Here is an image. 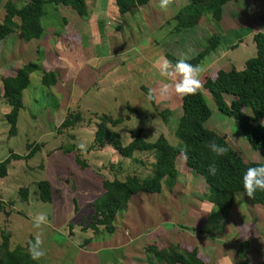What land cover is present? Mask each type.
<instances>
[{
  "label": "rangeland",
  "instance_id": "374dc122",
  "mask_svg": "<svg viewBox=\"0 0 264 264\" xmlns=\"http://www.w3.org/2000/svg\"><path fill=\"white\" fill-rule=\"evenodd\" d=\"M6 1L1 0V2ZM109 1L106 3V13L108 17L113 18L112 7H115V4L113 0ZM88 2L91 6L92 0H88ZM188 2L189 0H173L166 10H162L159 8V0H149L138 11L142 10V14L146 16V22H153V24L149 23L151 26L147 25L145 20L136 17L135 24H131L132 21H135L133 18L136 15L135 12L132 14L133 16L127 14L120 19L114 18L119 31L118 35L104 39V36L96 34V38L93 39L94 43L98 44L95 47L96 51L102 53V60L111 59L104 62L101 60L99 63L101 70L98 73L104 75L102 78L104 80L101 81L104 89L98 94L94 87L89 86L88 93H83L81 89L76 87L77 89L72 95L73 98L70 96V99L72 98L70 101L60 104V98L56 92L51 91V96L49 91L35 85V79L39 77L38 73L41 70V65L36 64L37 72L31 74L33 77L30 76L31 80L28 87L30 89H27L26 93L24 90L25 94L23 93L22 104H24V109L18 113L16 134L9 137L3 131L0 138L1 152L7 156L11 153L23 156L27 153L28 144H42L41 149L27 161L12 160L10 162L9 173L2 181V187H0L2 191L0 196L4 202L3 211H0V231L4 229L9 233L10 249L25 246L27 241L34 240L37 234H40L43 240L42 247L46 254L37 260L39 264L96 263L97 254L94 252L97 253V249L101 250L98 257L103 260H109L115 256L116 258L119 257L120 262L118 264H147L143 248H137L132 244L120 247L121 242L128 240L129 233L124 229L127 223L132 222V219L128 222L130 217L128 220L126 219L130 213H133V226L138 223L137 225L144 230L148 229L149 224L152 225L156 221L154 213L144 211V207L138 206L136 208L138 197H133L131 200L130 210L118 214L115 234L108 235L103 231L94 234L91 229H88L93 215L92 203L103 193L100 185L101 180L103 178L111 180L113 177L122 178L124 175L126 177L135 174L138 178L144 179L150 175V163L153 162V157L148 153H135V158L142 162L140 166L139 163H133L131 160L120 157L109 145L102 149L90 150L95 123L97 122L96 116L106 114L113 119L122 118L124 120L112 128L120 135L123 145H127L137 130L141 129L142 138L147 142H152L159 135H163L170 145L180 147L181 142L173 132L176 122L181 116V106L179 110L176 99L170 103H161L159 101L160 96L155 99V107L152 106L145 99L146 94L141 88L143 86L149 90L153 87L156 90L158 89L156 81L151 80L152 76H149V79L147 75L146 78L149 80H145L146 73H140L138 70L144 68V62H149L152 57L155 63L154 67L158 69V63L165 58L166 53L176 57L179 52H186L189 47L197 52L200 49V44L203 45V40L214 33H219L222 36V44L215 54H210L209 64L202 73L203 80L213 78L218 70L228 71L234 68L241 71L245 67L246 60L256 54L252 35L256 32L264 33V24L258 19L263 11L262 0L229 2L222 9V17L218 25L213 27L206 16H203L197 28L177 32L174 30L175 22L172 18ZM2 9H0V18L3 13ZM88 9L93 16L97 13L93 7L88 6ZM117 12L116 10L115 13L117 14ZM116 20L119 21L116 22ZM129 20H132L131 23ZM123 21L128 30H124L126 28L121 25ZM90 23L92 30L101 35L100 29L96 28L98 24ZM93 31L92 33H94ZM129 33L133 36L136 35L138 44L132 43L135 38H132ZM149 38L152 39L153 43L150 42ZM18 39L20 41L19 37ZM43 43L41 42L40 45ZM235 44L237 47L231 49ZM114 48H119V51H116L112 56L111 53ZM121 48L123 49L121 50ZM40 55V60L44 59L45 55L42 53ZM110 63L115 67L113 74H109L104 68V64L106 67ZM133 63H136L135 68L138 70H133L131 67ZM145 66L144 69H149L148 64ZM135 76H139V78L134 79ZM125 79L128 80L125 81ZM168 79L174 81L176 77H168ZM112 84L114 86L111 88ZM149 84L154 86L151 87ZM200 90L205 94L207 105L211 111L205 127L218 135L228 137L230 139L228 144L240 154L244 162H264V148L261 150L251 149L234 119L217 110L208 91L203 86ZM224 100L230 103L231 97L226 96ZM55 102L57 108L53 107L56 106ZM169 107L173 108L174 111L168 117V123H164L159 117L158 111L169 110ZM74 113H79L82 120L72 127H63L66 117ZM80 143L86 145V151H81L77 147ZM70 145L75 148L73 152L64 154L60 150V148H66ZM76 159L83 160L86 167L81 168ZM117 162L122 164L121 170L118 169ZM176 170L179 174L176 186L165 191L167 197L163 195L159 198L152 195L150 202L154 199H160L176 204L180 202L181 196V202L189 206L187 203H194L193 200H197L199 195L205 200L203 197L206 193L204 182H201V177L190 174L191 172L186 168L182 157L176 160ZM197 178L201 181H198ZM41 180L50 183L51 204L42 203L39 200L36 183ZM21 188L28 189L26 201H22L18 195ZM145 196L147 197V195ZM235 200L234 212L219 225L217 230L213 233L211 231L212 239L205 237L207 230H205L204 225L191 224L200 233L204 232L202 234L203 239L200 240L201 244L205 245V249L201 248L200 252L202 253L199 254L207 259V264H260L264 261V207L245 205L240 196ZM73 201H75L76 209ZM212 209L209 215V225L217 227L216 221L213 220L216 218L215 216L218 215L221 218L222 215L214 207ZM5 212H9L8 217L4 214ZM38 213L47 215L48 222L42 226V232L33 227V217ZM188 213L191 218L193 216L191 211L183 215H188ZM204 214L206 216L207 213ZM176 217L179 216L177 211H174L166 215L163 214L159 218L161 221L168 219L176 222ZM122 219L127 220L126 223L123 222L124 224H122ZM163 227L172 228L170 223L163 225ZM262 232L263 235L260 236L259 234ZM123 233L127 236L126 239L125 237L123 239ZM150 236H144L140 240L141 243L145 242L147 246L155 245L158 248L166 245ZM168 240L172 241L173 235ZM208 240H212L214 245L207 244ZM113 241L115 242L113 243ZM242 241H249L250 245L246 254L241 258L239 255H235V251ZM112 248H119V250L115 251ZM221 255L224 257L220 258ZM139 257L140 263L136 262V258ZM152 261L154 260L152 259Z\"/></svg>",
  "mask_w": 264,
  "mask_h": 264
},
{
  "label": "trees",
  "instance_id": "16d2710c",
  "mask_svg": "<svg viewBox=\"0 0 264 264\" xmlns=\"http://www.w3.org/2000/svg\"><path fill=\"white\" fill-rule=\"evenodd\" d=\"M149 0H114L120 15L137 12ZM239 0H189L172 18L175 22L174 30L177 32L197 28L201 18L206 16L211 25H218L222 17V9L229 2ZM1 2V0H0ZM63 5L74 11L80 17H87L84 0H7L4 5V17L0 21V41L6 36L17 33L23 42L39 39L43 32L41 19L46 15L47 7L54 9ZM263 11L259 15V21L264 24V0ZM18 19V23L14 20ZM256 54L247 59L245 67L241 71L231 68L228 71L218 70L213 78H205L202 85L208 91L217 110L225 116L234 119L249 146L253 150L264 148V33L256 32L252 35ZM199 51H195L190 63L201 65L203 69L209 64L210 54H215L222 44V36L214 33L203 40ZM237 44L231 47L234 49ZM165 58L175 61L176 57L170 53ZM36 64L28 63L18 69L13 75L2 78L3 97L9 106V112L5 120L9 126L8 136L16 134V124L19 111L23 108L22 93L28 87L30 76L36 71ZM203 73V72H202ZM55 75L45 72L41 75V84L50 88L55 84ZM144 94L148 89L141 88ZM224 95L231 96L230 103L224 100ZM150 104L155 107V100ZM158 115L164 123H168L170 110L158 111ZM211 111L207 105L204 94L198 91L195 95L181 97V116L174 128V135L181 142L180 147L169 144L163 135H159L154 141L147 142L142 138V130L134 134L133 139L123 145L120 135L112 128L121 124L122 118L113 119L103 114L96 116L95 130L93 133L92 149H102L109 145L120 157L139 163L134 154L148 153L153 157L150 163L151 173L144 179L137 175L122 178L113 177L111 180L103 178L101 187L103 193L93 203V215L88 229L94 234L105 232L108 235L115 231V219L118 214L128 208L130 199L138 193L157 194L162 187L172 188L176 184L178 172L176 160L181 157V149H188L187 160H184L186 168L194 176L201 177L205 184L204 199L211 203L216 211L226 218L233 206L235 196L242 193L244 201L248 205H260L264 207V192L257 191L253 198H249L243 191L241 177L248 167L257 166L260 162H244L240 154L226 141L225 136L216 134L205 127ZM82 120L79 113L70 114L66 117L63 127H72ZM215 140L218 144L228 148L223 156H216L205 146L207 142ZM42 147L40 143L27 145V153L23 156L11 153L8 158L0 162V178L7 175V169L13 160L32 158ZM74 146L60 148L64 154L74 151ZM81 168L86 167L83 160L76 159ZM118 163V162H117ZM215 164L216 173L211 175L209 165ZM121 163L118 169L121 170ZM38 197L42 203H52V190L50 183L41 180L36 183ZM18 195L22 201L28 197V189L21 188ZM13 204V202H10ZM74 208L76 209L75 201ZM0 204V211L2 210ZM6 217L9 212L4 213ZM187 230L186 227H181ZM0 264H39L32 260L27 252V247L17 246L10 249L9 233L0 231ZM33 240V239H31ZM248 248L246 241L239 246L238 255L242 257ZM146 262L148 264H207V259L200 256L196 248H188L181 244H170L158 248L148 245L145 249ZM152 259L154 261H152ZM260 264H264V261Z\"/></svg>",
  "mask_w": 264,
  "mask_h": 264
},
{
  "label": "crops",
  "instance_id": "0c3cea01",
  "mask_svg": "<svg viewBox=\"0 0 264 264\" xmlns=\"http://www.w3.org/2000/svg\"><path fill=\"white\" fill-rule=\"evenodd\" d=\"M84 2H85V6H86V11H87V17H85V18L80 17L74 11H72L71 9H68L67 7H65L63 5H58L55 9L47 7L46 15L41 19L43 32H42V35L39 39H33V40H30L29 42L25 43L21 39L19 41V39H18L19 36L17 33H12L0 41V138L3 134V131H5L4 134L7 133V135H8V130H9L8 124L5 120V115L9 112V106L7 104V101L3 97L2 78L13 75L18 69H20L22 66H24L28 63L41 65V70H39L40 72L38 73L39 77L37 79H35V85L37 87H40L41 89H46L47 91L50 92V94L52 92L53 93L56 92L57 96L60 98V100H59L60 104H64V103H67L68 101H70L73 98L72 95H74L77 88L81 89V91L83 93H88L90 90L89 88L94 87L97 94L104 89L103 85L101 84V81L104 80V79H102V78H104V75H101L98 73L101 70L99 68V63L102 60V58H101L102 53L96 51L95 47H97L98 44H95L93 39L96 38V34L99 36H102V37L104 36V39L110 38L111 36L118 35L119 31L117 30V24H115L114 18L120 19L122 16H125L127 14L120 15L117 12V14H118V16H117V14L115 13V11L117 10V7H116L114 0H113V2L115 4V7H112L113 18L108 17V14L106 13V6H107L106 3H109L110 2L109 0H92L91 6L89 5L88 0H84ZM4 3L5 2H0V9L3 8ZM88 6L91 8L93 7V8H95V10H97V13L94 14V16H93V14L90 13V9H88ZM141 8L142 7H140V9ZM2 10H3V13L1 15L0 21H2V19L4 17V9H2ZM135 17L140 19V20H143V21L145 20V23L149 26H151L150 24H153V22L152 23H150L149 21L146 22V16L144 14H142V10L140 12L139 11L136 12V15L133 16L135 21H132L133 20L132 19V20H129V23H131V21H132L131 24H133V23L135 24V22H136ZM93 18H94V20H92ZM148 18L151 19L150 17H148ZM152 18H153V16H152ZM14 21L16 23H18V19H15ZM117 21H119V20H116V22ZM90 22L98 24V26L97 27L95 26V27L98 28V30L100 29L101 35L98 33H95L92 30L93 28L91 27ZM121 23H123L121 25L125 27V22L123 21ZM125 28L126 29H124V30H128V27H125ZM92 31L94 33H92ZM131 31L133 32V30H131ZM129 35L132 38H135L132 41V43H137L136 42V35L134 34V36H133L131 33H129ZM89 39H91V40H89ZM109 41H111V40H109ZM41 42H44V43L40 45ZM150 42L153 43L152 39H150ZM112 45L114 46L115 44H112ZM129 47H130V45L127 47V50L129 49ZM122 49L123 48H121V50ZM116 51H119V48H116V49L114 48V51H112L111 55L114 56L113 54H115ZM40 53L45 55L44 59H42V60H40L41 59ZM106 60H111V59L107 58V59H104L102 61L104 62ZM105 64H106V62H105ZM105 64H104V68L106 69V71L109 74H113L115 67L112 66L111 63L105 67ZM147 64L149 65L148 66L149 69H144L146 67L145 65H147ZM154 65H155V63H154V60L152 57L149 60V62H144V65H143L144 68H141V70H138L135 68L136 63H133L131 65V67L133 68L134 71L138 70L140 73L145 72L146 73L145 74V80H149L150 79L149 76H152L151 80L156 81L155 83L157 84L156 87H158V89L162 83H172L173 82L171 79H168V77L162 76L159 73L158 69H156L154 67ZM102 70H103V68H102ZM35 72H37V71H35ZM45 72H52L55 75L56 82L50 88H45L41 84V75H42V73H45ZM146 75L149 79L146 78ZM31 77H33V76H31ZM31 77H30V80H31ZM127 77H129V76H127ZM135 78L138 79L139 76H135L134 79ZM127 80L128 79H125V81H127ZM29 85H30V82H29ZM29 85H28V87H29ZM149 85L151 87L154 86L153 84H149ZM113 86H114V84L111 85V88ZM28 87L25 89L26 90L25 93L27 92ZM152 89H153V87H152ZM199 91L202 92L201 90H199ZM23 93H24V91H23ZM23 93H22V103H23V96H24ZM51 96H52V94H51ZM70 96H72L71 99H70ZM226 96H228V95H225L224 99ZM174 99H176L178 101L177 108L180 110L181 97H177L174 95L170 96L169 98H161L160 97L159 101H161V103H167V102L170 103L171 101L173 102ZM210 99L212 100L211 97H210ZM55 101L58 103L57 100H55ZM212 102H213V100H212ZM57 103H56V106H53L54 108H57ZM213 104H214V102H213ZM23 107H24V104H23ZM22 109H24V108H22ZM60 109H61V107H60ZM168 109L170 110V112L174 111L173 108L169 107ZM227 138H226V141L227 142H228V140L230 141V139L229 138L227 139ZM1 151H2V149H1V143H0V162L5 160L9 156V155L8 156L3 155ZM8 173H9V171L7 169V175H8ZM7 175L3 178H0V187H2L1 186L3 183L2 181L7 177ZM191 175H193V174H191ZM178 177H179V174H178ZM178 177H177V181H178ZM195 177H197V176H195ZM197 179H198V181H201L199 178H197ZM177 181H176V183H177ZM201 182L203 183V181H201ZM174 186H176V185H174ZM174 186H172V188ZM172 188H170V189H172ZM168 190L169 189H167L166 187H162L161 192L157 193V194L138 193V194L133 196V197H138L136 208L138 206L144 207V211H146V212L150 211V212L154 213V219L156 221L152 225L149 224V226H147L148 229L144 230L139 225H137L138 224L137 222H135L137 224H135V226H133V223H134L133 222V213H130V216H127L126 219L128 220V218L130 217L128 222L131 221L130 219H132V222L127 223L125 226V229H124V230H126V232L129 233L128 234V240H127V242L126 241L121 242L120 247L132 244V246L134 245L137 248L140 247L141 249L142 248L145 249L147 247V245L145 244V242L141 243L140 240L144 236L148 237V235H151L150 237H155L161 243L164 242L166 244L165 246H168V245L173 244V243H175V244L177 243V244H181L182 246H186V247H190V248H196L197 251L201 254L202 252H200V249L201 248L205 249L204 248L205 245H202L201 240H200V239H203L202 234L204 232L200 233L199 230L191 224L195 223V224H199V225L200 224L204 225L205 230H207V231L204 230L206 232L205 237H210L212 239V236L210 235L211 231L213 233L215 230H217V228L220 227L219 225L222 224L224 222V220H227L231 216V214L234 212V208L236 205L235 199H237L240 196L242 202L245 205H248L245 203L244 196L242 195V193H238L235 196L233 206L230 209L228 216L226 218H222V217L220 218V216H218V215L215 216L216 218L213 221H216L215 224H217L218 226L214 227V226L209 225V219H210L209 215H210V211L213 210L212 209L213 206L211 203L207 202L206 200H203L201 195H199V198H196L197 200H193L194 203H187L189 206H187L184 202H181V196L179 198L180 202H177L176 204L169 202L167 200L162 201L160 199L159 200L154 199V201L150 202L152 199V197H151L152 195H156L157 197H159V196L162 197L164 195L165 197H167L165 195L166 194L165 191H168ZM1 192L2 191L0 190V194H1ZM141 194H143V195H141ZM137 195H140V196H137ZM145 195H147V197ZM133 197L130 199V201L128 203V208H127L126 212L128 210H130V207H131L130 202L133 199ZM143 197H146V198H143ZM144 200H145V202H144ZM3 203L4 202L2 200V197L0 196V204H3ZM174 211H177V214L179 216V217L175 218L176 222L171 221V220L169 221L168 219L161 221V218H159L163 214L166 215V214L174 212ZM188 211H191V213H193V216H191V218L189 216L190 212L188 213V215H183ZM204 213H207L206 216ZM127 220L122 219L121 220L122 224H124L123 222L126 223ZM117 221L118 220L116 217L115 223ZM186 221H188V222H186ZM115 223H114V225L116 227L117 224H115ZM164 223H166V224H164ZM169 223L171 224L172 228H170V227L164 228L163 227V225H168ZM174 223H176V224H174ZM161 224H163V225L161 226ZM181 227H186L188 229L184 230ZM126 232H125V234H126ZM263 232H264V230H263ZM263 232L260 233L259 235L260 236L263 235ZM115 233H116V230L114 231L113 234H115ZM144 233H145V235H144ZM125 234L123 233V239H124V237H125V239L127 238V236ZM171 235H173V240L169 241L168 239ZM112 237H114V236H112ZM114 242L115 241H113V243ZM242 242H244V241H242ZM242 242H240L239 246L242 244ZM246 242L248 243V248H249L250 243H249V241H246ZM207 244H209L211 246L214 245L212 240L211 241L208 240ZM165 246H163V247H165ZM239 246H238L237 250L235 251V255H238ZM108 248H111V247H108ZM119 248H112V249H115V251H117V249L119 250ZM100 252H101L100 249H97V253L94 252L95 254H97L96 263L91 262V264H118L120 262V260L118 259L119 257L116 258L115 256L110 258L112 260L100 259L98 257ZM245 254H246V252H245ZM221 257H224V255H221L220 258ZM136 262L140 263V257L136 258Z\"/></svg>",
  "mask_w": 264,
  "mask_h": 264
},
{
  "label": "clouds",
  "instance_id": "9594fccd",
  "mask_svg": "<svg viewBox=\"0 0 264 264\" xmlns=\"http://www.w3.org/2000/svg\"><path fill=\"white\" fill-rule=\"evenodd\" d=\"M173 0H159V8L166 10ZM195 50L191 47L186 52H179L175 61L163 58L158 63V71L165 77H176L172 83H162L159 89H149L145 99L151 102L160 96L161 98H169L170 96L184 97L195 95L202 88L201 74L204 71L201 65L190 63L193 59ZM210 152L216 156H223L228 152V148L218 144L215 140L209 141L205 145ZM77 147L81 151H86V145L80 143ZM188 149L185 146L181 149V157L187 160ZM215 164L209 165V173L215 175ZM241 183L244 193L253 198L257 191L264 192V162L257 166L248 167L242 174ZM48 222L45 213H38L33 217V227L43 231L42 226ZM43 240L40 234H37L34 240L27 241V252L32 260H40L45 256V250L42 247Z\"/></svg>",
  "mask_w": 264,
  "mask_h": 264
}]
</instances>
